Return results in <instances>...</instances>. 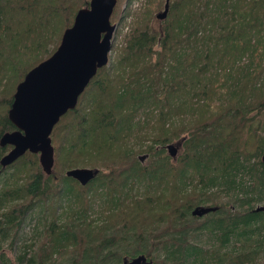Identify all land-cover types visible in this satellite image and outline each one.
Listing matches in <instances>:
<instances>
[{
	"label": "trees",
	"instance_id": "1",
	"mask_svg": "<svg viewBox=\"0 0 264 264\" xmlns=\"http://www.w3.org/2000/svg\"><path fill=\"white\" fill-rule=\"evenodd\" d=\"M165 2L148 0L114 60L55 123L49 174L28 150L0 164V264H119L140 254L147 264H261L264 0H168L155 30ZM88 3L0 0V137L15 127L17 84ZM183 114L192 118L178 125ZM153 124L151 142L131 147L132 134ZM10 147L0 145V158ZM74 167L98 173L81 184L66 174ZM96 195L105 210L92 217ZM199 207L209 210L193 213ZM41 225L30 254H10L23 228L37 235Z\"/></svg>",
	"mask_w": 264,
	"mask_h": 264
},
{
	"label": "water",
	"instance_id": "2",
	"mask_svg": "<svg viewBox=\"0 0 264 264\" xmlns=\"http://www.w3.org/2000/svg\"><path fill=\"white\" fill-rule=\"evenodd\" d=\"M117 0H89L79 8L70 26L62 33L61 40L44 60L32 67L17 84L8 118L15 126L0 137V145H11L0 158L4 168L27 150L38 153L43 171L49 174L54 163V147L50 133L60 116L75 107L79 94L84 90L97 69L106 65L112 47L116 24L110 21ZM168 0L156 17L164 19ZM170 155L178 152L176 144L168 143ZM144 155L141 156V159ZM264 162V149L261 153ZM98 173L97 168L74 167L66 174L86 184ZM209 207L196 208L201 214ZM149 263L143 254L124 258L119 264Z\"/></svg>",
	"mask_w": 264,
	"mask_h": 264
},
{
	"label": "rangeland",
	"instance_id": "3",
	"mask_svg": "<svg viewBox=\"0 0 264 264\" xmlns=\"http://www.w3.org/2000/svg\"><path fill=\"white\" fill-rule=\"evenodd\" d=\"M147 2H148V0H120V3L118 5L114 15L113 16L111 15V17H110V21L112 23L116 24V28H115L113 35H112V47L109 51V60H108L107 64H109L112 60H114L119 47L123 45V43L125 41V37L132 30L133 26L136 23V20H138L139 18L141 19V16L144 12V9L148 4ZM158 12H159V10H158ZM160 20H162V19H159L156 16L154 17L153 27L155 30L161 29L163 22H161ZM183 116H185V115L183 114L182 116L178 117L179 119H177V121H176L178 125L180 123L184 124L185 122L190 121L192 118V116H190V115L187 117L185 116L184 118H183ZM157 132H158V129L156 128V126L154 124L150 125V126L148 125V126L142 127L138 131H136L135 134H132V136L128 139V143L131 144L132 145L131 147H134V149L141 150L143 147H145L148 143L151 142L152 136H154V134H156ZM175 144L179 148V143H175ZM139 154H141V156H142L144 153L141 152ZM147 161H148V158L146 157L143 160V162H147ZM0 186H1V183H0ZM188 189L191 190L192 187L187 188V190ZM132 191L136 196H144V192H145L144 191V185H141V184L139 185L136 183V184H134ZM212 192H217V194H219L218 195L219 198H224V197L228 196V195H226V192H223V191L218 190V189H214ZM97 195L95 196L96 198L94 199V204L91 206V209L89 211V212H91L90 214L92 217L101 216L100 210L102 208L105 210V205L103 204V202L98 203L99 196H97ZM257 204H258L257 205L258 207H264V200L258 202ZM77 205L78 204H76V206ZM37 209H39V207H37ZM44 209H46V208L43 207L42 210L44 211ZM61 210H62L61 207L57 208L58 213H60ZM46 219H49L48 214L46 216ZM32 222L35 223V218L34 219L31 218V223ZM28 230H30V228ZM33 230L35 231V229H33ZM39 232H42V225L39 228ZM35 233H32L30 231L29 232L26 231V234H25V229L23 228L20 238H17L14 241L13 250L10 251V254L14 255L16 253L21 252L24 249L28 250L27 254H30L32 249H34L37 246V244L40 242V240L43 237V232L42 233L37 232V235ZM8 242L9 241H6L3 243L4 249H8V247H9ZM31 242L33 243L32 246L25 247V243L29 244ZM258 261L261 264L264 263V255L261 256L260 258H258Z\"/></svg>",
	"mask_w": 264,
	"mask_h": 264
},
{
	"label": "flooded vegetation",
	"instance_id": "4",
	"mask_svg": "<svg viewBox=\"0 0 264 264\" xmlns=\"http://www.w3.org/2000/svg\"><path fill=\"white\" fill-rule=\"evenodd\" d=\"M129 259V258H128ZM142 264H146V262H143Z\"/></svg>",
	"mask_w": 264,
	"mask_h": 264
}]
</instances>
